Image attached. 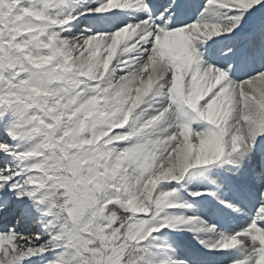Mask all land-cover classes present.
<instances>
[{"label": "snow or ice", "instance_id": "1", "mask_svg": "<svg viewBox=\"0 0 264 264\" xmlns=\"http://www.w3.org/2000/svg\"><path fill=\"white\" fill-rule=\"evenodd\" d=\"M0 264H264V0H0Z\"/></svg>", "mask_w": 264, "mask_h": 264}]
</instances>
